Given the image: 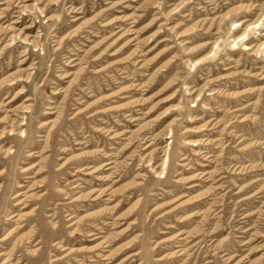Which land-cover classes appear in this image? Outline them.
I'll use <instances>...</instances> for the list:
<instances>
[{
	"label": "rangeland",
	"instance_id": "1",
	"mask_svg": "<svg viewBox=\"0 0 264 264\" xmlns=\"http://www.w3.org/2000/svg\"><path fill=\"white\" fill-rule=\"evenodd\" d=\"M262 34L264 0H0V264H264Z\"/></svg>",
	"mask_w": 264,
	"mask_h": 264
},
{
	"label": "bare ground",
	"instance_id": "2",
	"mask_svg": "<svg viewBox=\"0 0 264 264\" xmlns=\"http://www.w3.org/2000/svg\"><path fill=\"white\" fill-rule=\"evenodd\" d=\"M243 23L244 22H240V23H238V25H243ZM258 22H256L255 24H257ZM254 24V25H255ZM246 32H247V29L242 33V34H240V35H238L237 37H236V41H238V42H240L241 40H243L244 39V35L246 34ZM264 34H262V36H263ZM247 45V48H245V50H251L252 51V53H259V50L261 49V47L264 45V44H262V45H260V46H258V48H256L257 46V44H255V43H252V44H246ZM51 108H53L52 106L50 107V109ZM49 113H53V112H49ZM189 143H191L192 145H198L197 143H199V142H197L196 143V141H189ZM151 146V144H148L146 147L148 148V147H150ZM111 156V154H107L105 157H110ZM184 159H186V158H184ZM207 160V159H206ZM115 162L114 161H112V160H108V161H106L102 166H107L108 168L107 169H112V168H114V164ZM204 165H206V164H204ZM102 166H99V167H97L96 169H94V171H97L98 169H103L102 168ZM183 166H185V164H183ZM80 170V169H79ZM78 170V171H79ZM208 172H206L204 175H206ZM88 174H90V173H88ZM195 179V178H194ZM178 181H180V180H178ZM195 186H199V183H193L192 185H190V187H195ZM100 194H103V191L102 192H100ZM100 194H98L96 197H98ZM21 195V193H18L16 196H20ZM78 198H75L73 201H76ZM19 204L20 203H22L21 201H19L18 202ZM74 223H72L71 225H73ZM91 235H96L95 233H92ZM101 236H99V235H97V236H95V238L94 239H98V238H100ZM181 239H185V238H181ZM107 246V245H106ZM100 247H97L96 249H99ZM84 249V248H83ZM73 251V250H72ZM89 251V250H88ZM92 261H94V260H92Z\"/></svg>",
	"mask_w": 264,
	"mask_h": 264
}]
</instances>
